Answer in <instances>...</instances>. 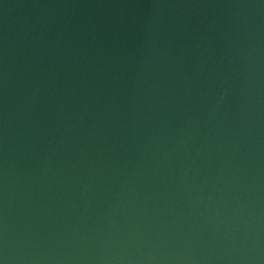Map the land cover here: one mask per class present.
Segmentation results:
<instances>
[{
    "label": "water",
    "instance_id": "95a60500",
    "mask_svg": "<svg viewBox=\"0 0 264 264\" xmlns=\"http://www.w3.org/2000/svg\"><path fill=\"white\" fill-rule=\"evenodd\" d=\"M0 264H264V0H0Z\"/></svg>",
    "mask_w": 264,
    "mask_h": 264
}]
</instances>
